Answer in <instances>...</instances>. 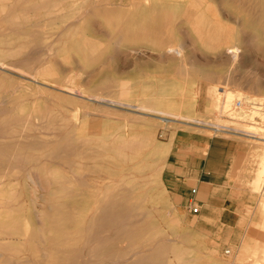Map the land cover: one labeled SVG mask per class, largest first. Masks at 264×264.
I'll return each instance as SVG.
<instances>
[{"label":"rangeland","instance_id":"rangeland-1","mask_svg":"<svg viewBox=\"0 0 264 264\" xmlns=\"http://www.w3.org/2000/svg\"><path fill=\"white\" fill-rule=\"evenodd\" d=\"M134 1L0 0V264H264V140L234 133L257 120L264 134V112L251 115L264 110V0ZM226 89L242 95L230 104ZM213 139L231 152L221 192L174 193L169 167Z\"/></svg>","mask_w":264,"mask_h":264},{"label":"bare ground","instance_id":"bare-ground-1","mask_svg":"<svg viewBox=\"0 0 264 264\" xmlns=\"http://www.w3.org/2000/svg\"><path fill=\"white\" fill-rule=\"evenodd\" d=\"M4 1V0H3ZM10 1V0H9ZM139 1H141V0H139ZM139 1H138V3H139ZM143 1H145V0H143ZM142 1V2H143ZM148 1V4H149V6H150V8L149 9H151V8H159V7H157V6H161V7H167V12L169 13V9H173V8H176V7H179V6H184V5H186L185 3H184V0H147ZM197 2L199 1V0H196ZM239 1V0H238ZM244 0H242L241 2H243ZM261 1V0H260ZM15 2V1H14ZM17 2V1H16ZM133 2V1H132ZM146 2V1H145ZM196 2V3H197ZM200 2H201V0H200ZM199 2V3H200ZM136 3V1H134V4ZM138 3H136L137 5H138ZM198 3V4H199ZM203 5H204V2H203V0H202V2H201ZM199 4V5H201L202 6V4ZM3 4V3H2ZM8 4V3H7ZM128 4V3H127ZM198 4L196 5L195 3H188L187 4V6H185V7H191V8H195V9H197L198 7ZM256 4V3H255ZM250 5V4H249ZM10 6H12V5H10ZM17 6V5H16ZM75 6V5H74ZM77 6V5H76ZM118 6H119V4H118ZM124 6V5H123ZM201 6H199V7H201ZM253 6V5H252ZM251 6V7H252ZM13 7V6H12ZM11 7V8H12ZM115 7V6H114ZM160 7V8H161ZM197 7V8H196ZM19 8V7H18ZM34 8V7H33ZM39 8V7H38ZM52 8V7H51ZM131 8V7H130ZM249 8V7H248ZM253 8V7H252ZM262 8V7H261ZM4 9H5V7H4ZM7 9V8H6ZM6 9H5V11H6ZM14 9V8H13ZM43 9H45V8H43ZM53 9H54V7H53ZM73 9V8H72ZM78 9V8H77ZM134 9V8H133ZM163 9V8H162ZM12 10V9H11ZM10 10V11H11ZM15 10V9H14ZM34 10H35V8H34ZM50 10V9H49ZM83 10V9H82ZM186 10V9H185ZM13 11V10H12ZM36 11V10H35ZM66 10H64V12H65ZM79 11H80V9H79ZM162 11V10H161ZM199 11V10H198ZM254 11H255V8H254ZM259 11V10H258ZM260 11H261V9H260ZM7 12H8V10H7ZM18 12V11H17ZM22 12V11H21ZM58 12V11H57ZM76 12V11H75ZM74 12V13H75ZM82 12V11H81ZM127 11H125V13H126ZM171 12V11H170ZM12 13V12H11ZM82 13H84V12H82ZM88 13V12H87ZM155 13H157V12H155ZM200 14H199V17L200 18H202L203 20L205 19V13H202V12H199ZM13 14V13H12ZM26 14V13H25ZM29 14V13H28ZM59 14V13H58ZM79 14V13H78ZM85 14V13H84ZM139 14H141V13H139ZM149 14V13H148ZM151 14V13H150ZM6 15V14H5ZM4 15V16H5ZM20 15V14H19ZM57 15V14H56ZM60 15V14H59ZM73 15V14H72ZM77 15V14H76ZM85 16V15H84ZM122 16V15H121ZM149 15H142V17H148ZM48 17V16H47ZM154 17V16H153ZM6 18V17H5ZM11 18V17H10ZM20 18V17H19ZM19 18H18V20H19ZM57 18V17H56ZM68 18V17H67ZM78 18V17H77ZM125 18V17H124ZM144 18V19H145ZM150 18V17H149ZM17 19V18H16ZM69 19V18H68ZM10 20V19H9ZM12 20V19H11ZM124 20V19H123ZM72 21V20H71ZM71 21H69V22H71ZM125 21V20H124ZM9 22H11V21H9ZM15 22V21H14ZM154 22H152V23H149V25L148 26H144V27H142L141 28V31H142V34L143 35H145L146 37H148V33H149V30H150V25L151 24H153ZM10 24V23H9ZM168 24L169 23H167V22H161V23H156V27H157V29H163V28H166L167 26H168ZM20 25V24H19ZM19 25L17 26V27H19ZM262 25V24H261ZM38 26V25H37ZM65 26V25H64ZM263 27V26H262ZM38 29V28H37ZM135 29V28H134ZM140 31V32H141ZM70 32V31H69ZM138 32V31H137ZM71 33V32H70ZM53 35H55V34H53ZM134 35V34H133ZM136 35V34H135ZM140 35V34H139ZM121 36V35H120ZM118 37V38H121V37ZM125 36V35H124ZM138 36V35H137ZM141 37V36H140ZM117 38V37H116ZM56 40V39H55ZM121 40V39H120ZM122 40H123V38H122ZM117 41H119V40H117ZM93 42V41H92ZM122 42V41H121ZM25 43V42H24ZM113 43V42H112ZM119 44H121L120 42H118ZM48 44V43H47ZM184 44V43H183ZM182 43L180 44V45H178L177 46V49H176V51L177 52H180V53H182V49H184L183 48V46H181V45H183ZM186 44V43H185ZM91 45V44H90ZM116 45H117V42H116ZM80 46V45H79ZM97 46H98V44H97ZM118 46V45H117ZM26 47V46H25ZM95 47V46H94ZM102 47V46H101ZM21 48V47H20ZM89 48V47H88ZM119 48H121V47H119ZM14 49V48H13ZM86 49H87V47H86ZM90 50H91V48H89ZM20 49H18L17 51H19ZM23 50V49H22ZM26 50V49H25ZM54 50V49H53ZM55 51V50H54ZM92 51V50H91ZM142 51V50H141ZM237 51H238V49L237 48H234L233 49V53L234 54H236L237 53ZM7 52V51H6ZM10 52V51H9ZM20 52V51H19ZM18 52V53H19ZM88 52V51H87ZM94 52V51H93ZM98 52V51H97ZM135 52V51H134ZM14 53H15V51H14ZM14 53L13 54H11L12 56L14 55ZM16 54V53H15ZM14 57V56H13ZM87 57V56H86ZM5 62V61H4ZM4 62L2 61L1 62V60H0V65H2V66H4ZM7 66H9L8 64H7ZM11 66V65H10ZM9 66V67H10ZM8 67V68H9ZM41 68V67H40ZM7 69V68H6ZM12 69V68H11ZM45 69V68H44ZM10 70V69H9ZM23 70V69H22ZM25 70V69H24ZM26 71V70H25ZM17 72V71H16ZM21 72V71H20ZM24 72V71H23ZM23 74V73H22ZM27 74V72L25 73V75ZM30 75V74H29ZM29 75H28V77H29ZM32 75V74H31ZM24 76V75H23ZM36 77V76H35ZM34 77V78H35ZM32 78V76L30 77V79ZM33 80V79H32ZM45 81H48V80H45ZM39 85V84H38ZM48 85V84H47ZM233 85V84H232ZM235 85V84H234ZM49 86H52V85H49ZM54 87V86H53ZM213 87V86H212ZM216 88V87H215ZM211 90H212V88H211ZM214 88H213V91H212V93H214ZM216 90H220V89H216ZM239 89H237V90H235V89H226L225 91H223L224 92V95H225V98H226V101L228 102V103H230V104H232L231 102H232V100H233V98L234 97H238L239 98V96H241L242 94L238 91ZM211 92V91H210ZM216 92V91H215ZM221 92V91H220ZM243 93V92H242ZM211 94V93H210ZM216 94H219L218 92L216 93ZM215 94V95H216ZM212 95V94H211ZM220 95H221V93H220ZM210 96V95H209ZM215 97V96H214ZM221 97H222V95H221ZM256 96H254V98H255ZM263 97V99H264V96H262ZM242 98V97H241ZM240 98V100H242V101H244L243 99H241ZM244 98H245V95H244ZM235 99V98H234ZM247 99V98H246ZM262 99V100H263ZM214 100H216V99H214ZM222 100V99H221ZM225 100V99H224ZM248 100V99H247ZM257 100H259V98L257 99ZM262 100H260V101H262ZM217 101H220V99H219V96H217ZM217 101H215V102H217ZM226 102V103H227ZM245 102V101H244ZM218 103V102H217ZM217 103H214L215 105L217 104ZM248 103V102H247ZM250 103V102H249ZM253 103V102H252ZM263 103V102H262ZM156 105V104H155ZM226 104H224V106H225ZM229 105V104H228ZM228 105H227V107H228ZM247 105V104H246ZM230 107L229 108H231V105H229ZM261 106H262V104H261ZM261 106L260 107H258L257 106V104H255L254 106H252V110H251V115H252V118H256V117H258V115L259 116H261L262 114L261 113H263L264 112V110H262V108H261ZM264 106V105H263ZM226 107V106H225ZM228 108V109H229ZM236 108V107H235ZM238 108V107H237ZM237 108H236V111H237ZM239 108H241V107H239ZM238 108V109H239ZM251 108V107H250ZM259 108V109H258ZM234 109V108H233ZM246 109V108H245ZM225 110H227V109H225ZM250 110V109H249ZM229 111V110H228ZM235 111V112H236ZM248 110H246V112H247ZM140 112V111H139ZM154 112H156V113H158L159 115H160V117H161V120H163V121H165L166 123H168L167 121H169V122H171L170 120H179V121H185V122H187V123H190L189 121H186V120H183L184 118L183 117H185V118H190V116L189 115H182V118H180L181 117V114H176V113H171V112H169V111H164V110H157V109H154ZM240 113V112H239ZM239 113H234V115H233V111L231 112H229L228 114H229V116L231 117L230 119H232V121H234L233 119H237V118H239L238 117V114ZM148 114V113H147ZM143 115V114H142ZM241 115V114H240ZM243 116V115H242ZM249 116V115H248ZM159 117V118H160ZM262 117H263V115H262ZM241 118H243V117H241ZM251 118V117H250ZM249 118V119H250ZM194 119V118H193ZM245 118H243L242 119V121L244 120ZM246 119H247V117H246ZM259 119V118H258ZM262 119V118H261ZM263 119H264V117H263ZM262 119V120H263ZM238 120H240V119H238ZM251 120V119H250ZM255 120V119H254ZM253 120V121H254ZM237 121V120H236ZM241 121V122H242ZM247 120H245V122H246ZM256 122L255 123H250V124H248L249 122H247V124H244L243 125V127L241 128V126H240V128H236V127H234L235 128V130H234V133H240V134H242V135H245V136H248V137H250V138H252V139H254V140H260V141H262V140H264V134L263 133H260V130L262 129V127H260V123L258 124V122H257V120H255ZM192 122V121H191ZM251 122V121H250ZM178 123V122H177ZM234 123V122H233ZM236 123V122H235ZM234 123V124H235ZM242 124V123H241ZM240 124V125H241ZM213 127V126H212ZM216 131H229L227 128H226V126H225V123L224 122H222V123H219L218 124V126H216V127H213ZM10 130H12V129H10ZM112 130V129H111ZM210 130V129H209ZM113 131V130H112ZM120 131V130H119ZM215 131V132H216ZM84 132V131H83ZM261 132H262V130H261ZM10 133V132H9ZM44 133H46V132H44ZM43 133V134H44ZM51 134H53V133H51ZM51 134H49V135H51ZM74 134V133H73ZM76 134V133H75ZM140 134V133H139ZM44 136H45V134H44ZM43 136V137H44ZM75 136V135H74ZM119 136V135H118ZM12 137V136H11ZM39 137V136H38ZM80 137V136H79ZM115 137H117L116 135H115ZM114 137V138H115ZM125 138H126V136H124ZM138 137V136H137ZM136 137V138H137ZM144 137V136H143ZM142 137V138H143ZM134 138V137H133ZM132 138V139H133ZM149 138V137H148ZM43 139V138H42ZM86 139H88V138H86ZM85 139V140H86ZM116 139V138H115ZM114 139V140H115ZM3 140V139H2ZM89 140V139H88ZM145 140V139H144ZM111 141V140H110ZM124 141V140H123ZM127 141H128V139H127ZM127 141H126V144H129V143H127ZM141 141V140H140ZM139 140H138V142H140ZM147 141H148V139H147ZM150 141V140H149ZM21 142V141H20ZM87 142V141H86ZM86 142H84V143H86ZM137 142V143H138ZM264 142V141H263ZM109 143V142H108ZM115 143V142H114ZM117 143V142H116ZM120 143H122V142H120ZM135 143V142H134ZM144 143V142H143ZM143 143H141V144H143ZM152 143V142H151ZM124 145H125V141H124V143H123ZM120 145V144H119ZM93 146H95V144L93 145ZM93 146H92V148H93ZM118 146V145H117ZM127 146V145H126ZM142 146V148L144 149V144L143 145H141ZM140 146V147H141ZM158 146V145H157ZM112 147V146H111ZM123 147H125V146H123ZM131 147V149H132V146H130ZM88 148V147H87ZM121 151H123L124 149L121 147ZM130 149V148H129ZM142 150V149H141ZM98 151V150H97ZM117 151V150H116ZM159 151V150H158ZM169 151V150H168ZM102 152H104L103 150H102ZM79 153V152H78ZM99 152H97V154H98ZM119 153V152H118ZM139 153V152H138ZM136 154V153H135ZM162 154V153H161ZM109 157H111V156H109ZM116 157V156H115ZM118 157V156H117ZM107 158H108V156H107ZM127 158V157H126ZM126 158H124V160L126 159ZM129 158V157H128ZM95 159V158H94ZM94 159H93V161H94ZM128 160V159H127ZM96 161H99V160H96ZM100 163H101V160H100ZM143 165V164H142ZM163 166V165H162ZM139 167V166H138ZM161 167V166H160ZM99 168V167H98ZM159 168V167H158ZM81 169V168H80ZM96 169V168H95ZM100 169V168H99ZM157 170V169H156ZM79 171V170H78ZM79 174H81V173H79ZM84 174V173H83ZM262 174H264V160L262 161V163L260 164V166H259V170H258V173H257V176H256V179L254 180V182H253V184H254V187L256 188V189H259V191H257L258 193H260L261 195H262V197H263V199H261V204H260V213H261V215L263 216V223H261L262 224V228H263V231H264V183H262V182H264L262 179ZM35 175V174H34ZM85 175V174H84ZM35 179V178H34ZM82 180V179H81ZM118 182V181H117ZM74 183V182H73ZM75 183H79L78 181L77 182H75ZM125 183V182H124ZM129 185V184H128ZM125 186V185H124ZM253 187V188H254ZM89 189V188H88ZM113 190H115V188L113 189ZM74 191V190H73ZM76 191V190H75ZM90 191H91V189H90ZM98 191V190H97ZM92 192V191H91ZM99 192H101V191H99ZM108 192V191H107ZM93 193H94V191H93ZM98 193V192H97ZM97 193L95 192V194L97 195ZM93 195V194H92ZM107 195V194H106ZM93 197V196H92ZM117 197V196H116ZM94 198V197H93ZM260 198H261V196H260ZM102 199H103V197H102ZM101 199V200H102ZM118 199V198H117ZM104 201V200H103ZM116 201V200H115ZM95 203V202H94ZM93 203V204H94ZM80 206V205H79ZM82 206V205H81ZM96 207V206H95ZM79 208V207H78ZM93 208V207H92ZM91 208V209H92ZM258 208V209H259ZM100 210V209H99ZM92 211V210H91ZM74 213V212H73ZM79 213V212H78ZM77 213V214H78ZM132 213V212H131ZM89 214H91L90 212H89ZM93 214V213H92ZM69 215V214H68ZM75 217V216H74ZM72 218V217H71ZM76 218H77V216H76ZM84 218V217H83ZM90 218V217H89ZM130 218H131V216H130ZM85 219V218H84ZM65 220V219H64ZM86 220V219H85ZM78 221V220H77ZM87 222V221H86ZM85 222V223H86ZM203 224H205V226L207 227V224L205 223V222H203ZM88 226V225H87ZM85 227V226H84ZM204 232V231H203ZM28 234H29V230H28ZM31 235V234H30ZM29 235V236H30ZM204 236H207V234L205 233V234H203ZM29 240V239H28ZM263 240H264V238H263ZM51 243V242H50ZM108 243V242H107ZM114 243V242H113ZM103 244H105V242L103 243ZM51 245V244H50ZM49 245V246H50ZM106 245V244H105ZM260 246V245H259ZM95 247V246H94ZM256 248V247H255ZM100 249V248H99ZM258 249H260V248H258ZM261 249H263V253L261 252V251H259V250H257L258 251V253L259 252H261L262 254L261 255H264V247L262 246L261 247ZM256 251V252H257ZM229 253V252H228ZM257 253V254H258ZM0 254H2V253H0ZM121 255V254H120ZM123 255H125V254H123ZM94 256V255H93ZM92 256V258H94ZM99 256V255H98ZM97 256V257H98ZM116 257L118 256V255H115ZM126 256V255H125ZM259 257H260V254L258 255ZM259 257H258V259H259ZM262 258L261 259H263V261H264V256H261ZM196 259V258H195ZM257 259V258H256ZM257 259V260H258ZM115 260V259H114ZM188 260V259H187ZM187 260H185V261H187ZM193 260V259H192ZM257 260H255V262H254V260H253V262L255 263V264H257V262L259 261H257ZM95 261V263H96V260H94ZM100 261H101V259H100ZM257 261V262H256ZM90 262V261H89ZM89 262H88V264H89ZM93 262V261H92ZM98 262V261H97ZM102 262V261H101ZM190 262V261H189ZM252 262V263H253ZM260 262V261H259ZM258 262V263H259ZM262 262V261H261ZM188 263V262H187ZM253 263V264H254ZM264 263V262H263ZM79 264V263H78ZM117 264V263H116ZM191 264V263H190ZM261 264V263H260Z\"/></svg>","mask_w":264,"mask_h":264},{"label":"crops","instance_id":"crops-1","mask_svg":"<svg viewBox=\"0 0 264 264\" xmlns=\"http://www.w3.org/2000/svg\"><path fill=\"white\" fill-rule=\"evenodd\" d=\"M225 145V140L213 139L209 143L207 151H205L206 154L203 153L202 156H200L201 153L199 152L204 148H199L197 145L198 148H193L194 150L192 149L191 153L188 154L189 159L186 166L173 164L169 169L167 168L170 173H167L168 177L165 179V183L170 184L169 187L174 193L182 196L192 185L204 186L210 190V194L221 192L223 188L221 183H224V179L228 176L231 167V152ZM194 157L199 158V164L195 166L191 164ZM203 222L207 223V221Z\"/></svg>","mask_w":264,"mask_h":264},{"label":"built area","instance_id":"built-area-1","mask_svg":"<svg viewBox=\"0 0 264 264\" xmlns=\"http://www.w3.org/2000/svg\"><path fill=\"white\" fill-rule=\"evenodd\" d=\"M236 104H237V107H242L243 106V101L242 100H237L236 101ZM194 193H196V190H193ZM191 212L194 213V214H197L199 213V207L198 206H193L191 208Z\"/></svg>","mask_w":264,"mask_h":264}]
</instances>
